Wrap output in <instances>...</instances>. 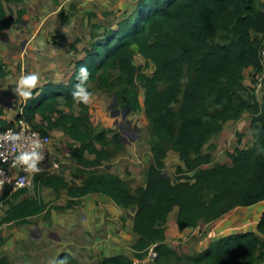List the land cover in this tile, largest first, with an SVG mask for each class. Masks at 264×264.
I'll return each mask as SVG.
<instances>
[{
	"label": "trees",
	"instance_id": "16d2710c",
	"mask_svg": "<svg viewBox=\"0 0 264 264\" xmlns=\"http://www.w3.org/2000/svg\"><path fill=\"white\" fill-rule=\"evenodd\" d=\"M23 1L0 0V32L21 22L25 12L19 10L15 20L5 2ZM136 1L134 11L115 27L93 25L92 42L75 63L68 83L50 82L34 90L13 120L0 107V132L22 118L43 134L61 130L71 139L73 158L83 174L76 184L60 174L37 172L33 195L30 187L10 197L4 194L2 199L9 207L0 218V227L26 224L41 215L49 218L52 210L72 209L96 193L122 209L135 207L132 231L138 239L132 249L139 261L153 251L155 264H261L264 240L256 232L226 235L212 240L202 252L180 255L166 242V223L175 208L182 231L264 201V98H258L254 87L262 71L264 0ZM61 16L70 19L64 9ZM135 55L142 64L135 63ZM82 64L89 69L85 83L90 92L103 91L116 97L123 109L147 116L154 162L143 186L132 189L120 175L98 169L117 153H124L125 145L120 133L110 137L107 130L93 125L91 105L73 98ZM248 69L254 72L253 87L245 82ZM9 74L0 55V81ZM245 112L252 114L254 141L228 153L231 164L213 162L214 150L204 153L203 149L225 123L239 120ZM171 150L184 163V167L177 166L184 174L175 179L165 174ZM45 188L54 191V201L66 191V205L46 202L42 197ZM257 229L264 235V213ZM5 241L0 235V248ZM64 257L65 264H78L70 253H61L55 264ZM0 264L11 262L0 253ZM101 264L135 261L120 254L104 257Z\"/></svg>",
	"mask_w": 264,
	"mask_h": 264
},
{
	"label": "crops",
	"instance_id": "0c3cea01",
	"mask_svg": "<svg viewBox=\"0 0 264 264\" xmlns=\"http://www.w3.org/2000/svg\"><path fill=\"white\" fill-rule=\"evenodd\" d=\"M26 1L28 2L31 0H25L21 3H12V5L20 6ZM36 1L37 3H35L30 11V13H39V21L36 25L30 18L24 17L26 11L23 9L25 11L23 16L24 21L15 22L10 29L0 32V55L7 64V68L10 69V74L0 81V107L4 108L6 113L7 110L12 108V105L15 102L19 103L20 107V104L25 100L24 97L19 96L13 91L19 77L23 74L21 70L24 69L25 61L24 58L22 59L21 57L22 51V54L24 52L26 53L27 72H36L39 74V82L33 91L41 89L44 85L50 82L61 84L68 83L73 75L75 63L85 56L86 48H88L92 42L91 35L93 25L101 28L115 27L121 19L127 17L134 11L137 2L136 0H60V3L57 4L53 0ZM74 6L75 11L72 14H69L70 19L61 24V21H59L61 14L58 13H61L63 9L68 13L70 7ZM17 24L22 27H20L19 32L15 33V36H11L10 34L14 33V25L17 26ZM77 25L79 26L78 29ZM98 29H96L98 33L103 32V29ZM1 39H3V41ZM4 39H6V42ZM44 41L45 46H41V43ZM47 59L50 60L48 61ZM20 62L22 64H20ZM13 71L15 73L11 74ZM253 74L254 72L251 69H248L246 72L245 82L249 87H253ZM7 91L11 92L10 97L7 95ZM256 95L260 99L264 98V86L261 89L256 90ZM7 114V118L13 120L17 112L13 114L14 117L12 118L10 112ZM251 122L252 114L245 112L239 120H230L225 123L222 131L213 137L212 142L218 140L219 137H228L231 135L229 139H231L234 148L230 149L229 152L232 153L236 148L249 146L254 141L255 134V131L251 127ZM234 136H237L236 139H234ZM245 139L246 141H244ZM225 141L226 140H223L222 142L225 143ZM239 142H242V144L238 145ZM208 147L209 146L207 145L203 149L204 153L210 152L207 150ZM150 153L151 156L149 157L148 164L143 165V171L142 167L137 169L135 163L131 167L133 177L142 174V182L140 186L145 184L146 171L154 162L152 151H150ZM166 162L176 167H184V163L181 161L179 153L173 150L169 151ZM227 163L231 164V159H229ZM118 166H114L113 169L109 171L123 177L122 170L118 169ZM49 190L53 191L52 189ZM104 198L107 197L96 193L89 194L81 200V209L78 210L77 213L71 212L69 209L70 212L62 216L60 219L58 215L53 216V226H55V228L61 226L65 233L71 237L68 240L66 239V241H62V239L59 240L58 238L56 239V242H49L47 238V241H45L44 244L48 246V249H19L20 258L23 260L26 257L23 255L35 253L39 256V264H44L45 262L46 264H55L61 253H70L80 263L81 261H84V258L81 257L83 255L81 254V249H76L77 245L73 239V232L76 228L83 229L86 227L94 229L97 233L101 230L104 232L106 228L108 230V234L105 237L107 240L110 239L109 243L106 242L105 247H100L98 246L99 242L97 240L95 243L97 247L96 249H93L101 254V256H99L101 260L104 257L120 254L127 255L134 261L137 260L133 255V249H130L131 251L128 249H122V245L119 243L121 238H116L110 232L111 228L115 233L120 231V228L116 226V224L119 225L117 217L119 218L120 215L123 216L125 212L124 210L126 209L114 205H111L110 208H104ZM131 210L133 215L131 226H133L136 209L135 207H131ZM263 213L264 201H261L252 206L238 207L216 221L201 224L194 229L186 228L181 231L176 222L178 209L175 208L170 213L166 223V242L171 247L176 246L177 242L175 239L177 237L180 239L182 237L186 238L189 234H197L204 225L209 228V231L211 230V235L215 236V238L216 236L219 237V234L221 235L224 232H227L224 236L235 233L256 232L264 240V235L257 229ZM102 225L104 228H102ZM52 229L54 230V228ZM103 232L98 235H101ZM78 236L79 233H76V238ZM135 236L137 240L138 235L135 234ZM82 238H84L83 235L78 238L79 241L82 240ZM212 240H209L208 244L197 253L205 250ZM101 241H103V239H101ZM85 243L88 245V242ZM3 255L7 256L10 262L14 258L12 257V251L10 253H4ZM96 260H99V258H96ZM40 261L42 263H40ZM135 264H137V262H135ZM261 264H264V262Z\"/></svg>",
	"mask_w": 264,
	"mask_h": 264
},
{
	"label": "rangeland",
	"instance_id": "374dc122",
	"mask_svg": "<svg viewBox=\"0 0 264 264\" xmlns=\"http://www.w3.org/2000/svg\"><path fill=\"white\" fill-rule=\"evenodd\" d=\"M35 3H37L36 0H31L28 2L26 1L20 6H15L12 5V3L5 2V6L8 10V14H14L15 16H13L15 19L18 18L17 12L19 10L24 9L26 11L24 17L30 18L31 21L35 22L36 25V23L39 21V13H30L31 8L35 5ZM74 8L75 6L70 7V11H68V13L64 11L65 14H72L75 11ZM23 21L24 20H22V22ZM59 21H61V24L66 22L65 18L63 19V16H60ZM20 27L22 26H19L18 24L17 26L14 25V33L10 35L15 36V33L19 32ZM78 27L79 26L77 25V29ZM1 40L3 41V39ZM4 41L6 42V39H4ZM42 45L45 46V41L41 43V46ZM22 52L21 57L22 59L24 58L25 65L24 69H22L21 71L25 73L27 72V58L26 53L24 52L22 54ZM47 60L49 61L50 59ZM134 60L137 65L142 64L143 62L138 55H135ZM20 64L22 63L20 62ZM14 73L15 72L13 71L11 74ZM7 95L10 97L11 92L7 91ZM89 105H91L92 107L91 120L93 125L98 127L99 130H107L109 132V136H112L114 132L120 133L121 140L125 145L124 153H117L110 161L106 162L105 165L99 167L98 169L100 171L108 172L109 170H112L114 166L119 165L118 169H121L123 174V177H121L124 178L125 176L124 179L128 182L132 189H136L138 186H140L142 182V174H138L137 177H133L131 167L135 163L136 168L138 169L142 167L143 171V165L148 164L149 157L151 156V134L149 129V120L147 116L142 112L134 113L131 111H127V109H123L121 106L118 105L116 97L99 90L93 92V96ZM18 107L19 103L15 102L12 105V108L7 110V113L10 112L11 118L14 117L13 114H15L19 110L17 109ZM74 111L78 112L79 107L75 106ZM6 117H8V114L6 115ZM49 136L51 139V157L46 161V165L39 172L60 174L63 175L69 182L80 184V182L82 181L83 174L79 171L80 165L73 158L71 150V140L61 130L52 131L49 133ZM237 136H234V139H236ZM230 137L231 135L228 137H219L218 140H214V142L210 143L207 150H214L212 152L214 156L213 162L227 163L229 161L230 158L228 156V153H230V149L234 148L231 139H229ZM246 139L244 141H246ZM223 140H226L225 143L222 142ZM241 144L242 142H239L238 145ZM208 166H211V164ZM203 167H207V165H204ZM35 174H37V172ZM165 174L175 179L178 178V176L180 175L182 176L184 173L177 171L176 166L167 163ZM30 195H33L32 183L30 185ZM42 197L46 202L54 201L55 193L54 191L45 189V191L42 193ZM67 199L68 196L66 194V191H61L59 197L56 198V201H54V204L64 206L67 203ZM104 199V208H110L111 205L117 206L112 202L109 197ZM2 200L3 199L0 200V218L4 215L5 210L9 207L8 203ZM81 200L76 207L72 208L73 210L70 209L71 212L77 213V211L81 209ZM67 210L69 209H54L51 211L49 218H47L45 215H41L30 218L29 222L26 224H6L0 227V235L6 240L5 244L0 248V253L3 255L4 253H10L12 251V257L14 258L12 259L11 264H39V256L35 253L23 255L26 257L22 260L19 255V249H48V246L44 244V242L47 241V238L49 242H56V239L58 238L59 240L62 239V241H66V239L68 240L71 236L67 235L61 226L55 228L52 223L53 216L58 215L60 219L62 216L70 212V210ZM124 211L125 212L123 216L120 215L119 218L117 217L119 225L116 224V226L120 228V231L115 233L114 230L111 228L110 232L116 238H121V241L119 243L122 245V249H128L129 251H131V245L132 243L134 244V242L136 241V236L131 229L133 215L131 208ZM52 228H54V230ZM102 228H104V226ZM52 230L55 232H53ZM200 230L199 233L194 235L189 234L188 236H186V238L182 237L179 239L177 237L175 239V241L177 242L176 246H172V248L175 249L180 255H192L193 253H197L200 249H203L205 245L208 244L209 240L215 238V236L211 235V230L209 231V228H207L206 225H204ZM95 232L96 231L94 229L86 227L83 229L76 228L74 230L73 239L76 242L75 244L77 245L76 249H81V254H83L81 257L84 258V261H81L80 263L78 262V264H101V259L99 257L101 256V254L93 250L97 247L95 243L98 240V246L105 247V243H109L110 239L107 240V238L105 237L108 234L107 228L104 232L102 230L98 233L96 232L97 234ZM101 232L103 233L101 235H98ZM76 233H79V236L77 238ZM224 234H227V232H224L221 235L219 234V237L216 236L215 239L224 236ZM81 235H83L84 238L79 241L78 238ZM101 239H103V241H101ZM84 241L88 242V245ZM155 256L156 253L151 251L149 253V256L143 261L135 260V262H137V264H155ZM96 258H99V260H96ZM40 263L42 262L40 261ZM44 264H46V262Z\"/></svg>",
	"mask_w": 264,
	"mask_h": 264
},
{
	"label": "built area",
	"instance_id": "2783aa9c",
	"mask_svg": "<svg viewBox=\"0 0 264 264\" xmlns=\"http://www.w3.org/2000/svg\"><path fill=\"white\" fill-rule=\"evenodd\" d=\"M262 71L256 76L255 88L257 90L264 86V48L261 52ZM19 133V140L13 142L11 135ZM7 134V135H5ZM33 141H39L37 150L42 153L43 158L39 161L40 170L46 165V161L51 157V139L48 134H43L35 129L24 118L19 119L14 127H9L0 132V200L7 192L8 197L12 193L26 187H30L33 176L36 172L26 170L20 162H15V156L22 151H30L33 148ZM22 180L23 186L18 185ZM1 205V201H0Z\"/></svg>",
	"mask_w": 264,
	"mask_h": 264
},
{
	"label": "clouds",
	"instance_id": "9594fccd",
	"mask_svg": "<svg viewBox=\"0 0 264 264\" xmlns=\"http://www.w3.org/2000/svg\"><path fill=\"white\" fill-rule=\"evenodd\" d=\"M90 73L87 65H80L77 73L78 82L72 90V96L79 102L84 104H89L93 93L90 92L86 86V81L89 79ZM39 82V74L36 72L23 73L13 89V91L19 96L25 99L31 98L33 95V89L37 87ZM255 87V86H254ZM257 90V89H256ZM7 135V134H5ZM19 133H13L11 135V140L16 142L19 140ZM33 148L30 151H22L15 156V162L22 163L26 170H31L33 172H39V161L43 158L42 153L37 150L39 146V141H33ZM3 181H0L2 183ZM19 186H23L22 180L17 182ZM3 201V200H2ZM1 206V205H0ZM67 257L61 259L58 264H65Z\"/></svg>",
	"mask_w": 264,
	"mask_h": 264
},
{
	"label": "water",
	"instance_id": "95a60500",
	"mask_svg": "<svg viewBox=\"0 0 264 264\" xmlns=\"http://www.w3.org/2000/svg\"><path fill=\"white\" fill-rule=\"evenodd\" d=\"M127 111H130V109H127Z\"/></svg>",
	"mask_w": 264,
	"mask_h": 264
}]
</instances>
